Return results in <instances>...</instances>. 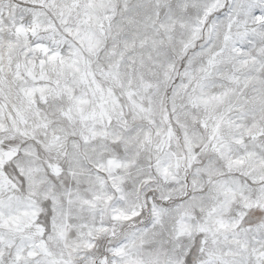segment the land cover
<instances>
[{
  "label": "snow or ice",
  "instance_id": "6c2138e0",
  "mask_svg": "<svg viewBox=\"0 0 264 264\" xmlns=\"http://www.w3.org/2000/svg\"><path fill=\"white\" fill-rule=\"evenodd\" d=\"M0 264H264V0H0Z\"/></svg>",
  "mask_w": 264,
  "mask_h": 264
}]
</instances>
